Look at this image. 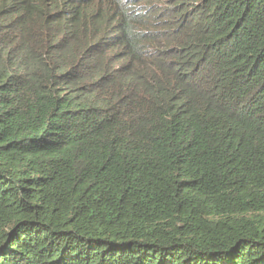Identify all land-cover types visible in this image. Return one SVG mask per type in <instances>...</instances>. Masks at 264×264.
<instances>
[{
  "label": "trees",
  "instance_id": "trees-1",
  "mask_svg": "<svg viewBox=\"0 0 264 264\" xmlns=\"http://www.w3.org/2000/svg\"><path fill=\"white\" fill-rule=\"evenodd\" d=\"M0 264H264V0H0Z\"/></svg>",
  "mask_w": 264,
  "mask_h": 264
}]
</instances>
